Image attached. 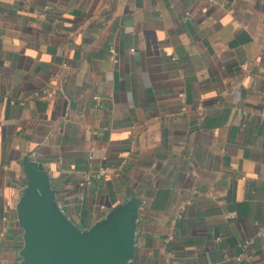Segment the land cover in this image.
Masks as SVG:
<instances>
[{"label": "crops", "instance_id": "1", "mask_svg": "<svg viewBox=\"0 0 264 264\" xmlns=\"http://www.w3.org/2000/svg\"><path fill=\"white\" fill-rule=\"evenodd\" d=\"M32 161L80 229L132 208L127 264H264V0H0V264Z\"/></svg>", "mask_w": 264, "mask_h": 264}, {"label": "water", "instance_id": "2", "mask_svg": "<svg viewBox=\"0 0 264 264\" xmlns=\"http://www.w3.org/2000/svg\"><path fill=\"white\" fill-rule=\"evenodd\" d=\"M29 184L20 207L25 264H127L133 251L132 208L116 209L90 230L67 221L37 162L26 164Z\"/></svg>", "mask_w": 264, "mask_h": 264}, {"label": "built area", "instance_id": "3", "mask_svg": "<svg viewBox=\"0 0 264 264\" xmlns=\"http://www.w3.org/2000/svg\"><path fill=\"white\" fill-rule=\"evenodd\" d=\"M110 51L112 53H116L115 47H111L110 48ZM44 92L49 97L53 96V92H51V91H46L45 90ZM41 93H42V91H39V90L36 91V95H40ZM181 95H183V93H181ZM109 170H110V167H101L97 171L96 176L101 177L102 175H104L105 173H107ZM3 234H4L3 231H0V240L3 237ZM258 234L259 235L264 234V229H260L259 232H258ZM172 238H173V235H170L169 236V239H172ZM254 240H255V238L254 237H251V238L246 239V240L243 241V243H242L243 250L241 251L240 255L238 256V259H242L245 256H247L248 258L251 257V252L249 251V247L254 242Z\"/></svg>", "mask_w": 264, "mask_h": 264}]
</instances>
